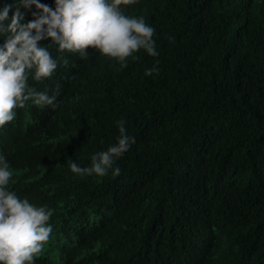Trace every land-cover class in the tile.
Returning a JSON list of instances; mask_svg holds the SVG:
<instances>
[{"label":"trees","instance_id":"obj_1","mask_svg":"<svg viewBox=\"0 0 264 264\" xmlns=\"http://www.w3.org/2000/svg\"><path fill=\"white\" fill-rule=\"evenodd\" d=\"M121 7L155 28L159 55L120 70L92 47L49 46L56 72L29 84L56 106L29 101L0 128L9 190L54 209L35 264H264V0ZM119 120L135 137L120 174L71 173L116 142Z\"/></svg>","mask_w":264,"mask_h":264},{"label":"clouds","instance_id":"obj_2","mask_svg":"<svg viewBox=\"0 0 264 264\" xmlns=\"http://www.w3.org/2000/svg\"><path fill=\"white\" fill-rule=\"evenodd\" d=\"M49 7L40 0H13V5L0 7V128L13 121L15 109L27 102L35 106H56V95L38 91L29 84V78L42 81L56 72L59 60L53 57L49 46L58 53H77L86 58L88 47L116 62L123 70L128 58H136L143 49L157 57L159 52L153 39L155 28L142 16L126 15L122 5H133L137 0H54ZM15 11L9 18L12 7ZM30 21L25 22L28 10ZM21 8L25 11L22 12ZM7 25L5 21H9ZM51 38V43L40 42ZM155 66L145 70L152 75ZM119 136L106 150L91 155L90 164L80 166L76 161L69 170L80 177L105 176L111 171L120 174L114 166L133 143L126 121H117ZM12 171L5 155L0 154V264H35L53 231L49 222L54 209L47 205L36 206L27 198L18 197L9 190Z\"/></svg>","mask_w":264,"mask_h":264}]
</instances>
